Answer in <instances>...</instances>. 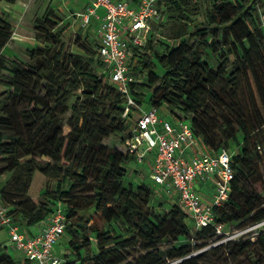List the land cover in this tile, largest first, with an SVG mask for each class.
<instances>
[{"label":"trees","instance_id":"1","mask_svg":"<svg viewBox=\"0 0 264 264\" xmlns=\"http://www.w3.org/2000/svg\"><path fill=\"white\" fill-rule=\"evenodd\" d=\"M262 6L264 0H158L159 20L145 43L133 48L130 71L136 80L130 90L138 105H165L188 119L210 152L235 146L229 152L234 176L228 198L213 208L214 223L200 228L175 202L161 211L151 206L152 186L125 184L126 163L135 157L125 145L133 121L131 114L123 116L124 99L109 79L97 43L82 52L67 50L63 28L47 7L34 23L41 43L25 50V60L5 56L12 26L0 9V177L10 174L0 203L12 222L21 219L18 227L25 231L60 204L62 244L68 249L59 253L61 264H204V255L219 246L193 252L209 239H226L220 246L235 261L264 264V232L254 240L225 236L232 226L244 229L264 221V171L256 163L264 155ZM198 14L203 21L190 30ZM166 38L178 43L169 46ZM160 44L164 52L157 50ZM157 63L162 73L155 70ZM89 208L93 213L82 220L78 212ZM214 224L222 225L221 234ZM87 230L96 240L92 255ZM0 264L18 263L1 249Z\"/></svg>","mask_w":264,"mask_h":264},{"label":"built area","instance_id":"2","mask_svg":"<svg viewBox=\"0 0 264 264\" xmlns=\"http://www.w3.org/2000/svg\"><path fill=\"white\" fill-rule=\"evenodd\" d=\"M87 2L86 12L82 14L83 24L89 22L97 9L103 10L97 51L110 81L124 99L123 116L131 114L132 117L134 111H138L125 145L134 152L138 161L146 160L153 152L150 178L156 186L169 193L196 228L213 224V208L227 200L234 176L229 152L226 149L210 152L204 145V150L198 151L201 141L194 136L188 119L176 116L171 120L162 118L158 108L145 110L131 95L130 85L136 80L130 71L133 48L145 43L152 24L159 20L158 0ZM205 180L212 183L209 201L202 198L195 186L196 182ZM7 211L8 207L0 203V225L8 228L11 246L21 251L29 264L62 263L56 251V245L63 241L65 229V214L60 204L47 218L41 233L32 236L20 230ZM214 228L218 234L223 232L221 224H214Z\"/></svg>","mask_w":264,"mask_h":264},{"label":"rangeland","instance_id":"3","mask_svg":"<svg viewBox=\"0 0 264 264\" xmlns=\"http://www.w3.org/2000/svg\"><path fill=\"white\" fill-rule=\"evenodd\" d=\"M81 1V0H80ZM129 1V0H127ZM211 0H204L206 2ZM234 1V0H232ZM47 7H51L54 9L56 14V21L59 26L63 28V41L65 43V47L67 50L71 52H82V47L90 46L91 43L95 44L99 41L98 36V27L99 24H95V22H91V19L87 24H83V18L80 15H77L76 12L82 10L81 4L78 0H17L15 3H7L4 1H0V9L7 17L12 26V36L6 46L2 49V54L5 56H15L21 59H26L25 50L27 48H32L37 44H40L41 41L36 36L34 30L35 19L40 18L44 13ZM261 16L264 18V6L261 8ZM203 21V15L198 14L192 17L191 22L189 24V29L193 30L196 25H199ZM166 23V22H164ZM168 23H166L167 26ZM165 26V25H164ZM166 43L169 46H174L178 43V41H174L166 38ZM159 52H164V45H159L157 47ZM214 61H210V64H213ZM132 65V62H131ZM95 67V66H94ZM96 69V67H95ZM155 70L158 73H162V67L157 63ZM4 89V86L0 84V92ZM142 91L146 92V97L149 95L147 92V88H142ZM74 98H72L69 102L71 104ZM142 108H148L146 102L141 104ZM159 114L164 113V109L161 108L158 110ZM138 111L135 110L132 114L131 120L137 117ZM69 113L67 114V117ZM67 119V118H66ZM65 132L68 131L67 126L64 127ZM11 136L10 133L6 134V138ZM229 152L232 154L235 152L234 144H231L229 147ZM258 167L264 171V155L260 153V158L256 160ZM151 164L146 162L145 160L138 161L137 158H132L126 163V176H125V184L131 183L133 185H137L140 183H145L153 186L155 192L150 202V205L153 206L157 211H161L162 209H168L173 204V199L169 195V193L159 186H156L152 179L150 178ZM10 178L9 173H5L0 177V191L5 182ZM262 181H264V173H262ZM54 183H51L49 188L53 189ZM258 189H261L260 184L257 185ZM79 216L82 220L88 218L93 213L92 208L87 210H81L78 212ZM188 221L191 223L190 219ZM17 226L23 227V222L21 219H17ZM15 224V225H16ZM79 223H76L78 225ZM83 226H88V223L83 224ZM238 226H232L227 229L226 237L230 238H239L243 239L250 238L251 240L256 239L260 233L264 232V221L247 226L244 229H237ZM104 230L111 231L112 234H116L119 232L114 225H103ZM244 230L239 235L233 236L236 232ZM87 235L91 240V246L88 249L89 255L94 254L97 251L96 248V240L94 238V233L87 230ZM226 240V239H225ZM225 240L211 241L209 239L199 250H195L193 254L199 253L202 251L208 250L210 247L219 246L218 249L211 253H206L204 255V264H221L222 261H227L229 264H248L246 260H234L229 254L228 249L226 250L223 246H220L222 242ZM62 244V243H61ZM63 250H60V245L56 246V251L60 254L64 252H68L66 245H62ZM261 247L256 248V253L259 254ZM6 249L10 254L17 260L19 258V253H16V249L11 246L10 236L7 227H3L0 230V250ZM19 263V262H18ZM170 264V263H168Z\"/></svg>","mask_w":264,"mask_h":264},{"label":"crops","instance_id":"4","mask_svg":"<svg viewBox=\"0 0 264 264\" xmlns=\"http://www.w3.org/2000/svg\"><path fill=\"white\" fill-rule=\"evenodd\" d=\"M78 2L81 4L82 10L79 11V12H76V14L80 15L82 17V14L84 12H86V6H87L88 2H87V0H81V1L78 0ZM135 2H136V0L133 1L132 3H135ZM102 14H103V10L101 8L97 9L96 13L90 17L91 22H95V24H99L100 21H101ZM161 108L164 109V113H160L159 114L160 117L165 118V119H169V120L174 118V115L168 110V108L165 105H162L159 109H161ZM144 109L146 110L148 108H144ZM197 149H198V151H203L204 150V146H203V144L201 142H200V144L198 143ZM152 158H153V152L150 153L149 156H147L145 161L151 164ZM195 186H196L198 192L200 193V195L202 196V198L205 201H209L211 199V194H212V190L213 189H212V183L209 180L198 181V182H196ZM46 223H47V219L44 220V221H41V222H39V223H37V224H35L33 226H30L29 228H27V230H25V233L27 235H30V236L37 235V234L41 233V231L46 226ZM59 245H60V250L59 251L63 250V248H62L63 244H59ZM56 246H58V245H56ZM16 253H19V258H18V262L19 263L17 262V260L15 258L14 259L16 260V262L18 264H23L25 261L28 262V264H29V261L24 258V256H23L21 251L17 250Z\"/></svg>","mask_w":264,"mask_h":264}]
</instances>
